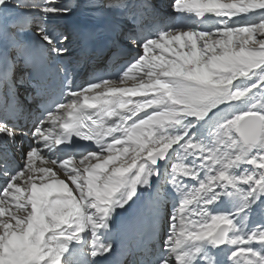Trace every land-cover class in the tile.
Masks as SVG:
<instances>
[{"label":"snow or ice","instance_id":"6c2138e0","mask_svg":"<svg viewBox=\"0 0 264 264\" xmlns=\"http://www.w3.org/2000/svg\"><path fill=\"white\" fill-rule=\"evenodd\" d=\"M83 6L76 84L81 5L0 0V264H264V0Z\"/></svg>","mask_w":264,"mask_h":264},{"label":"bare ground","instance_id":"6f19581e","mask_svg":"<svg viewBox=\"0 0 264 264\" xmlns=\"http://www.w3.org/2000/svg\"><path fill=\"white\" fill-rule=\"evenodd\" d=\"M157 1H158V3H157L158 7L157 8H159L161 15H163V16H174L175 13L172 11V9L170 7L172 0H170L171 1L170 3L167 0H157ZM84 2H85V0H74V2H72L71 4H80L82 6L84 4ZM102 2H103V0H102ZM165 4H167V5H165ZM79 8H76L75 11L78 10ZM109 11H111V10H109ZM111 12H113V11H111ZM70 17L71 16L65 18L64 22L66 24L68 23V20H69ZM67 26H68V24H67ZM122 27H124V24H121V28ZM71 55L75 56L76 52L71 53ZM98 60L101 61V62L102 61L105 62L106 58L100 57V58H98ZM92 67L93 66L91 64H87V66H85V68L83 69L84 70V74L77 80V84H81L83 82V77L85 75V72L87 70H89V69H92ZM38 166H50V165H40V162H38ZM60 178L63 179L64 178L63 175H61ZM69 185L71 186L70 182H69ZM3 218L7 219L8 218L7 214H5V216Z\"/></svg>","mask_w":264,"mask_h":264},{"label":"rangeland","instance_id":"374dc122","mask_svg":"<svg viewBox=\"0 0 264 264\" xmlns=\"http://www.w3.org/2000/svg\"><path fill=\"white\" fill-rule=\"evenodd\" d=\"M64 2H66V3H72V2H74V0H64ZM165 5H167V4H165Z\"/></svg>","mask_w":264,"mask_h":264}]
</instances>
